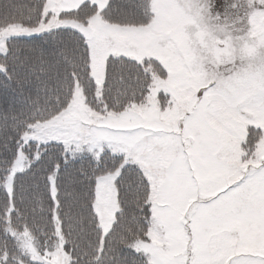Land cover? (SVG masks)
<instances>
[{
    "label": "snow or ice",
    "instance_id": "obj_1",
    "mask_svg": "<svg viewBox=\"0 0 264 264\" xmlns=\"http://www.w3.org/2000/svg\"><path fill=\"white\" fill-rule=\"evenodd\" d=\"M0 77V264H264V0H0Z\"/></svg>",
    "mask_w": 264,
    "mask_h": 264
},
{
    "label": "trees",
    "instance_id": "obj_2",
    "mask_svg": "<svg viewBox=\"0 0 264 264\" xmlns=\"http://www.w3.org/2000/svg\"><path fill=\"white\" fill-rule=\"evenodd\" d=\"M39 43V41H37ZM8 93H6L5 87H4V81L3 78L0 77V111L3 109V102ZM81 165L78 163L75 165V168H79ZM72 169H70L71 171Z\"/></svg>",
    "mask_w": 264,
    "mask_h": 264
}]
</instances>
